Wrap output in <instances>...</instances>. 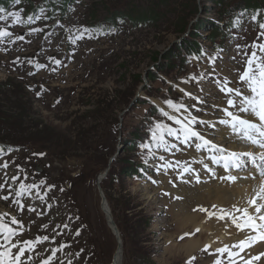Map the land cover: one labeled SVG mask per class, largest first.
<instances>
[{
	"label": "rangeland",
	"instance_id": "rangeland-1",
	"mask_svg": "<svg viewBox=\"0 0 264 264\" xmlns=\"http://www.w3.org/2000/svg\"><path fill=\"white\" fill-rule=\"evenodd\" d=\"M245 2L76 0L64 12L57 9L55 0H12L6 11H0L6 17L0 19V30L12 33L0 37V105L8 113L22 111L24 118H20L24 124L19 128L13 126V120L0 121V140L13 143L14 137L24 138L17 149L3 147L0 141V164L9 162L7 169L0 168V183L8 181L0 189V197L13 193L7 201L0 199V215L4 223L18 229L14 242L49 237L25 254L32 257L25 264H42L60 245L67 247L57 251L50 264H112L118 242L101 208L96 173L108 167L115 155L111 167L121 168V180L108 177L102 187L125 234L120 264H215L217 256L229 264L226 253L220 257L212 248L195 251V260L171 249L196 235L193 229L181 234L174 218L179 207L172 206L183 202L176 195L181 186H198L197 175L190 173L193 168H204L207 157L204 148L195 147L198 140L184 144L182 136L165 135L168 147H153L150 129L156 122L179 128L160 112L162 108L179 116L165 103L169 99L188 102V111L182 110L180 115L215 123L220 118L216 114L223 113L225 94L220 93L217 81L226 78L228 86L237 88L239 77L227 68L226 55L241 51L230 49L231 43L242 46L238 36L228 37L227 29L233 23H229L233 9L237 11ZM257 3L264 6V0ZM15 12H19V20L9 15ZM251 13L263 16L255 6ZM146 14H151L147 21L132 19ZM114 15L125 17L112 24ZM84 29L88 31L81 39ZM262 31L247 27L241 31V39L264 43ZM194 50L201 51L198 58L193 57ZM210 57L215 58L214 63ZM246 59L240 58L241 68ZM209 73L216 76L214 83L212 77L207 78ZM195 127L205 137L211 134L216 139L221 126L218 121L214 129L204 124ZM22 131L26 133L21 135ZM83 132L87 137L79 138L78 133ZM142 143L152 147L141 148ZM75 151L78 155H71ZM134 160L151 163L150 172L128 176ZM165 162L176 167L162 168ZM185 164L192 171L181 177ZM203 172L210 178L206 168L198 171L201 183L209 184ZM13 176L19 180L13 181ZM42 180L46 183L40 184ZM20 183L38 184L41 194L47 191V196L41 200L33 189L31 195L22 196L25 208L21 211L13 203ZM49 185L55 187L48 191ZM187 206L194 212L202 208L192 202ZM206 207L208 211L202 213L210 216L214 207ZM12 217L22 222V230L11 224Z\"/></svg>",
	"mask_w": 264,
	"mask_h": 264
},
{
	"label": "snow or ice",
	"instance_id": "snow-or-ice-1",
	"mask_svg": "<svg viewBox=\"0 0 264 264\" xmlns=\"http://www.w3.org/2000/svg\"><path fill=\"white\" fill-rule=\"evenodd\" d=\"M3 11V9H0ZM9 15L15 16L19 20V12L9 13ZM0 19H6L4 16H0ZM256 19V17H253ZM31 20V17H29ZM259 27L264 29V24H260ZM34 32L43 31V29H32ZM87 29H84L80 34V38H83V35L87 33ZM12 33L7 30H0V37L11 36ZM261 37H264V31L260 33ZM16 39L23 40V36H17ZM239 47V46H238ZM251 47L253 49H259L260 52L264 53V43L254 42ZM247 57L244 70L239 73V80L244 84L247 92L241 88H234L228 86L229 82L225 78L223 81H217V86L219 90L223 92L226 96V103L229 107L222 108L223 113L227 117L226 119H221L220 124L230 126L233 132L239 133L242 138L251 144L258 145L259 148L264 149V56L257 54V51L253 50L251 54L244 53ZM214 60V57H210ZM56 64H60L59 60L55 61ZM38 67H45V65H38ZM191 79H196L195 76ZM187 82V81H186ZM181 91H183L181 89ZM39 95V93H37ZM186 95L191 96V93H186ZM240 98L239 100L236 98ZM196 99H199L198 97ZM165 103L174 109L176 113H181L182 110L185 112L188 111V106L183 103H175L173 100H166ZM229 108L235 109L236 111L229 110ZM160 112L163 116L168 117V119L174 121L179 128H173L172 126L156 122L154 126L150 129L151 140L155 143L156 147H168L165 141V135L173 136L177 139L183 138L182 142L184 144H189L193 139L198 140L199 142L195 144L197 149L207 148L214 154L211 159L217 164H223V167L229 170L227 176H221V179L235 182L237 179L236 175H232L230 169L232 168H241L244 166V161L247 159L251 162L252 165L261 169L260 175L264 176V152L253 153V152H234L228 151L227 149L221 147L218 144H213L212 140L206 138L201 132L196 130L195 125L204 124L207 127L215 128L216 123L211 120H199L195 116L189 115H170L164 109H160ZM242 113H247L248 116L245 117ZM141 148H151L152 145L148 143H142ZM172 147H177L172 145ZM171 150V148H168ZM3 152V149L0 148V153ZM39 155H43L40 153ZM163 159V157H161ZM259 160L260 163L257 161ZM179 162H177L178 164ZM9 166L8 161H4L0 164V168L7 169ZM162 168H174L176 165H173L171 162H165L161 165ZM209 172H212L215 175V170L210 168L207 164L204 165ZM192 171L191 167L187 164L183 166V171L180 173L181 177L183 173ZM5 175H7L5 173ZM13 181L19 180L18 176H13L11 178ZM197 181H199V175L196 176ZM8 183L7 179L4 183H0V189H4L5 185ZM45 181H40V184H45ZM10 187V186H9ZM55 187L54 185L48 186V191L51 188ZM36 190L37 196L43 200L47 196V191L43 194L40 192V185L38 184H24L20 183L19 188L15 191V197L13 203L17 204L21 211L24 210L25 205L22 202V196L25 194L31 195L32 190ZM63 190V189H61ZM12 192L9 191L7 195L0 197L7 201ZM50 207V205H49ZM29 211L35 212V208H28ZM201 211H207V209L201 208ZM238 214V215H237ZM210 216L217 215V213H209ZM218 218L220 220L230 219L231 223L235 225L236 229L245 232L248 230L251 235H246L245 239L239 240L236 244L224 245L215 249V252L220 254V257H223L224 254H227L229 264H238V261L242 264H254L256 261H260L264 257V251L260 252L257 255L249 256L245 259L241 253H245V250L251 248L258 242H264V183H261L255 193L250 199L247 200V206L238 207L232 205L231 210L220 209ZM12 225H20V230H22V222L17 220L16 217H12ZM47 228V225H44ZM67 227V225H65ZM79 235V232L76 233ZM19 235L17 228L12 227L9 224L3 222L2 215H0V264H25V261H30L32 257L25 256L26 253H30L35 250L38 244L43 243L44 241L49 240L48 236H38L34 240H24V241H13L15 236ZM54 239V237H53ZM67 247V245H60L59 249L54 248L50 256L46 260L42 261V264H50V262L56 257L57 251ZM211 245H206L205 250L210 248ZM233 249H236L234 251ZM192 260H195V257H192ZM69 264L71 262L69 261ZM191 264V261H189ZM215 264H223V261L220 258L215 260Z\"/></svg>",
	"mask_w": 264,
	"mask_h": 264
},
{
	"label": "bare ground",
	"instance_id": "bare-ground-1",
	"mask_svg": "<svg viewBox=\"0 0 264 264\" xmlns=\"http://www.w3.org/2000/svg\"><path fill=\"white\" fill-rule=\"evenodd\" d=\"M262 56H264V54ZM243 70H241V72ZM241 87L245 86L240 81L239 88ZM244 91L247 92V89L245 88ZM222 100L224 101L223 108L229 107L226 103V96ZM229 110L236 111L232 108H229ZM220 115H223V119L227 118L224 113ZM242 115L245 117L248 116L247 113H242ZM218 116L219 115L216 114V117ZM203 120L209 119L203 118ZM220 120L221 119H218L216 123ZM223 125L224 124H220L221 127H219L218 138L215 137L216 139H213L211 134L206 136V138L212 140L213 144H218L228 151L253 153L264 152V149L259 148L258 145L251 144L244 140L239 133L233 132L230 126L224 125L226 127L223 128ZM203 154V156L207 157L206 164L215 170V175L210 172L209 178L207 173L203 172V175L207 176L205 180H210L209 184H202L199 177V181H197L198 186H195L196 188L191 186H181V191H178L176 195H181L179 197H183V202H175L176 204L172 206V208L179 207V212L174 214V218L181 234L184 235L185 232L190 233L192 229L194 231L196 230V235L188 237L183 243L174 244L171 248L172 250L178 249L180 254L183 253L188 258L195 257L194 252L205 248L206 245H211L210 248L214 250L223 247L224 245H229L231 247L239 240L245 239L246 235L254 234L248 230H245V232L237 230L235 225L231 223L230 219L220 220L218 214L220 209L231 210L232 205L238 207L247 206V200L252 197L260 184L264 183V176L260 175L261 169L253 166L247 159H245L243 167L239 169H230L231 174L237 176L235 182L221 179V176H227L229 174V170L225 169L222 163L217 164L212 161L211 157L214 154L218 155V153H213L207 148H204ZM257 162L260 163L259 160ZM204 168H201L200 170L193 168V172L190 174L199 175L198 171L202 173ZM189 202H192L196 207H214L212 213H217V215L206 216L202 211L194 212L189 206H187ZM170 240H172V238H170ZM233 250L236 251V249ZM262 251H264V242H258L251 248L246 249L245 253H241V255L247 259L249 256L257 255ZM203 252L206 251L204 250ZM122 256L123 255L121 254L120 261L122 260ZM238 264H242V262L238 261ZM254 264H264V257H262L260 261L254 262Z\"/></svg>",
	"mask_w": 264,
	"mask_h": 264
},
{
	"label": "trees",
	"instance_id": "trees-1",
	"mask_svg": "<svg viewBox=\"0 0 264 264\" xmlns=\"http://www.w3.org/2000/svg\"><path fill=\"white\" fill-rule=\"evenodd\" d=\"M11 1L12 0H0V9L7 10L8 5L10 4ZM258 1H262V0H246L245 3L247 5L244 7V10L252 9V7H254V6L258 8L260 6L257 3ZM45 2L49 4V2H47V1H45ZM56 2H57V4H59V8H57V9H61V11L66 12L68 10L69 5L72 4L73 2H75V0H56ZM60 4H61V7H60ZM40 8L41 7L39 6V7L35 8V10H40ZM233 13L234 12H232V15H233ZM149 15H151V14H146L145 16H140L138 18H132V19L134 20V22L135 21H147L148 19H150ZM124 17H125L124 15H121V16L120 15H114V18H111V19H113L111 21V23L112 24H116L115 23L116 19L119 20V19H123ZM186 49H189V48H186ZM194 51L197 52V53L199 52L198 50H194ZM8 85H10V84H8ZM3 86H7V82H4ZM0 87H1V85H0ZM22 115H23L22 111L21 112L8 113V112H6L4 110L3 106L0 105V121H3L5 123H11L10 121L13 120L12 121L13 122V126L19 128V127L23 126V124H24V123H22L20 121V118H23ZM24 132L25 131H22L20 134L22 135V133H24ZM78 136H79V138H81V137L84 138V136H86V133H84V132L83 133H78ZM13 139L14 140L11 141L13 143H5L3 140H0V141L2 142V146L3 147H9L11 149L20 148V145L22 144V142H24L23 141L24 138L22 137V139H21L20 137L17 136L16 138L14 137ZM75 154H76V151H75V153H73L71 155H73V156H77L78 155V154L77 155H75ZM146 165L147 164H145L144 162H141V161L137 162V161L134 160L133 164L130 165V168L128 169L126 174L128 176L129 175L132 176L134 173H137V172L140 173V171L142 173H144L145 170H143V169H145L147 167ZM116 169H117L116 165L114 166V164H113V166L111 167V170L109 172V175H107V177L102 181L103 185L106 182V180L108 179V177H110L111 180L114 181V182H116L117 180L118 181L121 180L122 170H121V168H119V170L116 171ZM96 176H97V173H96ZM115 218H116V215H115ZM119 227H120V225H119ZM120 229H121V235L124 238L125 234H123V231H122L121 227H120ZM124 244H125V238L123 240V246H124Z\"/></svg>",
	"mask_w": 264,
	"mask_h": 264
},
{
	"label": "water",
	"instance_id": "water-1",
	"mask_svg": "<svg viewBox=\"0 0 264 264\" xmlns=\"http://www.w3.org/2000/svg\"><path fill=\"white\" fill-rule=\"evenodd\" d=\"M115 158H116V155L110 159V162H109L110 165L108 167H106L103 171L99 172V174L97 175V184H98L100 195H101V208H102L103 212L105 213V216H106V219L109 223V226L111 227L113 233L115 234L116 240L118 242L117 250L115 251V253L113 255L112 264H120L121 254L123 253V252L121 253L122 246H123V239L121 237V232L119 230V227H118V225H117V223L113 217V214L111 212V209L109 207L104 189L101 185L102 180L108 175V173L111 169V163H113ZM38 171H41V170L38 169ZM118 251H119V255H118Z\"/></svg>",
	"mask_w": 264,
	"mask_h": 264
}]
</instances>
